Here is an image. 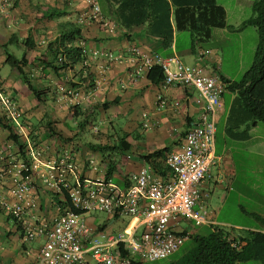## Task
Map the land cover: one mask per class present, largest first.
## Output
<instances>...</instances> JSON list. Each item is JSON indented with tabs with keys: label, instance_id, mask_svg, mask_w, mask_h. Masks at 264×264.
<instances>
[{
	"label": "crops",
	"instance_id": "0c3cea01",
	"mask_svg": "<svg viewBox=\"0 0 264 264\" xmlns=\"http://www.w3.org/2000/svg\"><path fill=\"white\" fill-rule=\"evenodd\" d=\"M5 1L0 0V87L15 100L24 133L29 140L37 141L36 149L50 161L60 158L63 151L72 150L77 172L82 177L101 176L122 186L131 184V174L144 166L162 174L164 170L156 169L144 156L162 149L177 150L191 122L199 115V108L194 101L185 100L182 87L172 85L164 89L161 82L153 83L147 75H134L136 57L132 48L137 46L144 52L177 57L186 64L202 62L196 55L198 46H194L191 31L177 29L174 3L168 0L169 3L153 11L145 6L134 8L128 5V0H99L102 15L116 24V30L110 32L98 22L79 21L88 10L85 0H7L8 6L2 11L1 5ZM217 2L226 8L228 21L227 6ZM73 27L81 28L82 36L77 38L76 44L84 52V61L57 69L56 42L60 41L62 32ZM182 31H189L191 35L181 44ZM18 49L24 50L22 56L17 54ZM6 51L18 59L28 60L25 71L30 86L16 68L6 71L9 64ZM107 53H112L116 59L110 60ZM209 65L215 63L211 60ZM220 71L233 80L222 68ZM70 86L75 87L78 94L74 99L66 94ZM160 95L168 104L160 101ZM236 96L229 89L223 93L216 131V153L221 156L224 155L217 147L219 134L225 145L228 138L246 142L252 139L261 124L252 125L250 116ZM174 100H180L181 105L175 107ZM73 101V105L83 111L80 117L69 111ZM4 115L5 109L0 102V153L6 161L23 159V151H27L26 138L21 135L19 142L24 147L20 150L18 142L5 127L11 125L14 129L12 121L7 122ZM69 116L74 119L72 124L68 123ZM116 118H122L126 124V131L121 136L110 130H114ZM85 119H89L92 125L100 121L105 132L96 133L97 126L93 131L84 130ZM14 133L23 134L17 129ZM109 150L119 152L108 153ZM91 159L95 160V166H91ZM224 160H228V164L217 166L200 187L198 209L207 211L213 224L197 226L187 219H176L171 223L174 230L196 235L199 227L210 226L213 230L214 226H224L219 204L227 196L223 184L224 180L229 183L232 179L233 159ZM40 171L45 169H38V173ZM10 184L9 178L0 179V264H38L43 238L25 241L24 229L2 207L3 200L12 199ZM65 199L62 193L45 188L37 176L36 188L26 203L27 218L32 223L45 222L57 215L59 203ZM214 202L217 206L213 205ZM112 217V226H116L120 219L123 222L112 229L106 223L103 231L118 232L128 223L125 218ZM86 218L94 227L101 224L93 225ZM257 230L264 231L262 227Z\"/></svg>",
	"mask_w": 264,
	"mask_h": 264
},
{
	"label": "built area",
	"instance_id": "2783aa9c",
	"mask_svg": "<svg viewBox=\"0 0 264 264\" xmlns=\"http://www.w3.org/2000/svg\"><path fill=\"white\" fill-rule=\"evenodd\" d=\"M85 2L88 10L80 17V22H98L110 32L116 30V24L102 15L99 0ZM7 3V0L2 3V11ZM132 53L136 57L134 75L146 76L150 69L160 66L164 74L163 88L182 87L185 100L198 105L199 115L191 122L179 148L167 155L166 172L159 174L150 166H144L131 174L128 186L101 176L82 177L77 172L72 150L63 151L55 161L44 160L42 151L36 149L24 133L15 100L0 87V102L5 114L25 136L28 158L6 161L0 153V179H10L12 197L1 204L24 229L25 241L43 238L38 264H133L162 259L191 237L189 232L174 230L172 221L187 219L195 225L214 222L207 211L198 209V203L203 182L211 176L213 168L223 166V157L216 153V131L228 82L220 71L217 55L211 49L197 48L196 55L202 62L194 65L177 57L144 52L137 46L132 48ZM106 56L116 59L112 53ZM57 59L59 64L66 60L63 54ZM211 60L214 66L209 65ZM66 94L71 99L78 96L72 90H67ZM159 98L168 104L164 96ZM172 104L179 107L181 101L174 100ZM90 164L95 166V160L91 159ZM41 168L45 171L38 173ZM37 176L45 188L62 194L65 190L70 199V203L65 199L62 206H58L57 215L40 224L29 221L26 205L36 188ZM94 210L125 218L128 223L118 232L98 231L86 218Z\"/></svg>",
	"mask_w": 264,
	"mask_h": 264
},
{
	"label": "trees",
	"instance_id": "16d2710c",
	"mask_svg": "<svg viewBox=\"0 0 264 264\" xmlns=\"http://www.w3.org/2000/svg\"><path fill=\"white\" fill-rule=\"evenodd\" d=\"M175 5V19L178 30H189L193 35L194 46L197 43L209 40L212 36L213 28H224L227 26V11L226 8L219 4L217 0H171ZM169 3L168 0H128V5L134 8L142 6L149 7L151 10L157 11ZM254 15L247 20L243 26L251 24L256 26L258 30V42L254 54V60L250 68L244 73L240 80H230L228 89L236 93V100L244 111L250 116L252 125L264 121V0H255L253 3ZM81 28L73 27L67 32H62L60 41L56 42L55 53L57 67L67 68L68 66L84 61V52L82 48L76 44L77 38H81ZM80 40V39H79ZM7 52V62L16 68L22 75L26 83L29 84V78L25 71V66L28 60L25 58L18 59L9 51ZM63 54L66 60L59 64L58 55ZM148 79L153 83H162L164 74L160 66H155L147 74ZM36 96L40 99L37 92ZM69 111L75 117H80L82 112L77 105H71ZM85 113V112H84ZM5 119L12 121L14 129L11 125H5L9 129L10 135L23 149L20 144V137L23 134H15L14 131H19L16 123L7 116ZM21 113L19 112V122L21 123ZM84 121H87L86 119ZM83 121V122H84ZM22 125V123H21ZM84 125V123H83ZM23 126V125H22ZM24 136V135H23ZM34 141V140H33ZM27 144L25 145V147ZM37 148V144L33 143ZM170 151L162 149L144 156L148 163H152L156 169H162L165 173V160ZM23 156L26 160L27 154L23 151ZM161 161H156L157 159ZM68 203L69 196L63 190ZM63 202L59 205L62 206ZM79 212V211H78ZM82 213V212H81ZM119 218L118 216H116ZM264 229V218H261ZM107 224L103 223L97 226L98 231H103ZM195 240V246L181 257L175 259L168 264H238L252 260H258L264 264V231L262 230H247L246 233L236 234L232 230L224 227L214 226L213 230L208 235H191ZM176 252V251H175ZM144 263V262H142ZM133 264H139L137 262Z\"/></svg>",
	"mask_w": 264,
	"mask_h": 264
},
{
	"label": "rangeland",
	"instance_id": "374dc122",
	"mask_svg": "<svg viewBox=\"0 0 264 264\" xmlns=\"http://www.w3.org/2000/svg\"><path fill=\"white\" fill-rule=\"evenodd\" d=\"M227 6L229 19L227 26L224 28H213V35L209 40L197 43V48H210L217 56H219L218 64L220 68L229 75L233 80H240L244 73L250 68L254 60V54L258 42V30L256 26L244 23L253 15V3L255 0H218ZM189 31L180 32L179 42L182 44L188 40ZM191 42V39L190 41ZM13 47L16 48L15 45ZM19 56H22L24 50L16 51ZM12 66L6 65V71H10ZM75 87L70 86L67 90L75 91ZM68 103L70 101L68 100ZM72 105L75 103L71 102ZM73 117L69 116L68 123H73ZM121 121V122H120ZM84 130L93 131L97 126L96 133L103 134L105 126L98 121L96 124H91L90 120L84 121ZM115 135L121 136L126 131V124L122 122V118H116L114 123ZM220 133V131H219ZM82 135V134H81ZM257 136H261L257 138ZM262 138V139H261ZM118 140V139H116ZM33 144L37 141L30 140ZM218 152L223 153L224 158H232V176L231 180H224L223 188L226 198L219 206L220 220H223L224 228L234 231L236 234L246 233L247 230H257L258 227L263 228L261 218H264V121H261L260 126L252 134V139L249 141H233L228 138V143L225 145V140L221 135L217 139ZM225 148V149H224ZM118 153L117 150H109L108 153ZM221 156V155H220ZM221 161L223 165L228 164V160ZM46 160V156L43 155ZM231 160V159H230ZM47 161V160H46ZM216 168V167H215ZM212 169L213 170L215 169ZM216 174V173H215ZM213 205L217 206L214 202ZM93 225L108 223L110 229L119 226L123 222L120 219L116 226H112L113 217L105 211L94 210L86 215ZM200 226V225H197ZM198 235H208L212 229L206 226L201 229L199 227ZM195 246L194 238H189L185 243L174 253L166 258L157 260H146L144 264H168L175 259L181 257ZM238 264H262L258 260L241 262Z\"/></svg>",
	"mask_w": 264,
	"mask_h": 264
}]
</instances>
